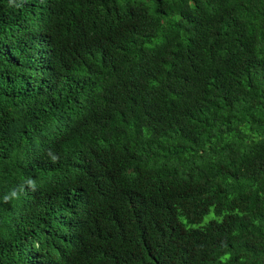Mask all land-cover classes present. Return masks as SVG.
Returning <instances> with one entry per match:
<instances>
[{"label":"trees","instance_id":"16d2710c","mask_svg":"<svg viewBox=\"0 0 264 264\" xmlns=\"http://www.w3.org/2000/svg\"><path fill=\"white\" fill-rule=\"evenodd\" d=\"M0 264H264V0H0Z\"/></svg>","mask_w":264,"mask_h":264}]
</instances>
